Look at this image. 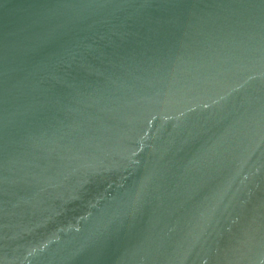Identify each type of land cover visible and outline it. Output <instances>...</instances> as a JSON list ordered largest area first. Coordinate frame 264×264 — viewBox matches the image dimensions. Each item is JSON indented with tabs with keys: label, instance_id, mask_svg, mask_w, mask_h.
<instances>
[{
	"label": "water",
	"instance_id": "95a60500",
	"mask_svg": "<svg viewBox=\"0 0 264 264\" xmlns=\"http://www.w3.org/2000/svg\"><path fill=\"white\" fill-rule=\"evenodd\" d=\"M0 264H264V0H0Z\"/></svg>",
	"mask_w": 264,
	"mask_h": 264
}]
</instances>
